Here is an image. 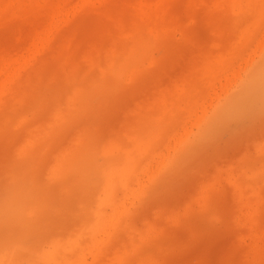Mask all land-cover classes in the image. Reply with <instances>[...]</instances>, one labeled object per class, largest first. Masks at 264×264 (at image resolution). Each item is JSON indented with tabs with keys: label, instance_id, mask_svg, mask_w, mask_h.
I'll list each match as a JSON object with an SVG mask.
<instances>
[{
	"label": "rangeland",
	"instance_id": "1",
	"mask_svg": "<svg viewBox=\"0 0 264 264\" xmlns=\"http://www.w3.org/2000/svg\"><path fill=\"white\" fill-rule=\"evenodd\" d=\"M2 253L264 264V0H0Z\"/></svg>",
	"mask_w": 264,
	"mask_h": 264
},
{
	"label": "bare ground",
	"instance_id": "2",
	"mask_svg": "<svg viewBox=\"0 0 264 264\" xmlns=\"http://www.w3.org/2000/svg\"><path fill=\"white\" fill-rule=\"evenodd\" d=\"M108 171H104L103 170V172H101V177H102V175H110V173L108 172ZM103 173V174H102ZM101 204H102V202L101 201H98V203L96 204V209H94L93 211H92V216L93 217H96V222H94V223H92L91 224V226H89V227H91L90 229H91V231H90V236H89V239L91 240V242H94V243H96L95 244V246L96 247H98L99 245H100V235L102 234V233H105V227H106V225H104L105 223V221H107V218H106V220H104V218L101 220V218H99V217H101V212H100V206H101ZM12 207H14V206H12ZM19 211V210H18ZM21 214V213H20ZM75 240H73V241H71L69 244L70 245H72V244H77V243H75L74 242ZM98 245V246H97ZM100 247V246H99ZM98 247V248H99ZM98 248H97V250H98ZM95 249V248H94ZM94 249H93V252L92 251H90V253L93 255V258H94V253L95 252H97V251H95L94 252ZM100 249V248H99ZM30 250V249H29ZM102 253V252H101ZM104 255V254H103ZM40 257H41V253L39 252V253H37V258L38 259H40ZM8 260H9V257L8 256H4V254L2 253V254H0V264H7V262H8ZM32 260V259H31ZM29 264H32V262H29ZM34 264V263H33ZM64 264H69V263H67V262H65Z\"/></svg>",
	"mask_w": 264,
	"mask_h": 264
}]
</instances>
